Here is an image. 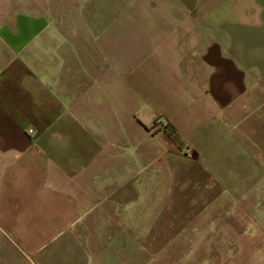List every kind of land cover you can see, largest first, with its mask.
Here are the masks:
<instances>
[{
  "label": "crops",
  "instance_id": "crops-1",
  "mask_svg": "<svg viewBox=\"0 0 264 264\" xmlns=\"http://www.w3.org/2000/svg\"><path fill=\"white\" fill-rule=\"evenodd\" d=\"M167 1L0 0V264H264V0Z\"/></svg>",
  "mask_w": 264,
  "mask_h": 264
},
{
  "label": "rangeland",
  "instance_id": "rangeland-1",
  "mask_svg": "<svg viewBox=\"0 0 264 264\" xmlns=\"http://www.w3.org/2000/svg\"><path fill=\"white\" fill-rule=\"evenodd\" d=\"M130 0H126V8L127 9H137L141 8L140 3H131L129 2ZM147 3H149L150 6V10L156 11V12H167L169 10L172 9H181V3H169L167 0H145V2L142 5V8L144 7V10H146V5ZM197 5L200 4H204V3H196ZM205 5L208 7H212L214 9H218V10H231V9H237V10H246V9H253V7L256 6V3H253L251 1H247V0H207L205 2ZM148 9V10H149ZM142 10V9H141ZM260 51L257 49H254L253 53L254 56L257 57L258 53ZM258 86H261V82L258 83ZM260 91L263 93L264 92V88L262 87V89H260ZM256 104L260 105L261 107L257 109L256 111V116H264V114H261L258 111L264 110V98H260L256 100ZM256 135L257 138L256 139H264V132L262 134V132L260 130L256 131ZM258 164L264 166V162H259ZM259 217V215L257 216ZM262 260V259H260Z\"/></svg>",
  "mask_w": 264,
  "mask_h": 264
}]
</instances>
